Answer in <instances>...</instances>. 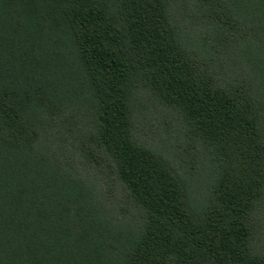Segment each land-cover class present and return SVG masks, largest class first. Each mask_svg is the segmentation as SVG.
<instances>
[{"label":"trees","instance_id":"16d2710c","mask_svg":"<svg viewBox=\"0 0 264 264\" xmlns=\"http://www.w3.org/2000/svg\"><path fill=\"white\" fill-rule=\"evenodd\" d=\"M0 264H264V0H0Z\"/></svg>","mask_w":264,"mask_h":264},{"label":"rangeland","instance_id":"374dc122","mask_svg":"<svg viewBox=\"0 0 264 264\" xmlns=\"http://www.w3.org/2000/svg\"><path fill=\"white\" fill-rule=\"evenodd\" d=\"M149 121L151 122V124L147 127L151 132H155L157 130L159 132L160 130H163L162 128L166 129V119H163L162 115L156 117V114H152L151 120L149 118ZM200 180L203 182V178H201Z\"/></svg>","mask_w":264,"mask_h":264}]
</instances>
